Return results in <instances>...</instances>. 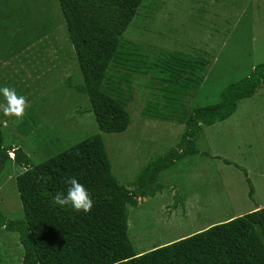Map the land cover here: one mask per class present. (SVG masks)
<instances>
[{
    "label": "rangeland",
    "instance_id": "374dc122",
    "mask_svg": "<svg viewBox=\"0 0 264 264\" xmlns=\"http://www.w3.org/2000/svg\"><path fill=\"white\" fill-rule=\"evenodd\" d=\"M10 9L8 15L6 10ZM14 9L18 10L13 12ZM142 9L125 39L140 44L151 55L183 49L193 57L207 54L208 75L186 101L190 110L217 105L229 85L264 64V0H171L166 11ZM6 15L8 22L4 26ZM144 16L148 17L141 19ZM49 20L56 24L44 28ZM24 31L35 35L28 48L31 54L2 50L1 45L6 48L10 43L18 44ZM0 32V83L4 78L14 80L8 87L25 97V111L30 105L27 98H33L30 111L32 121L36 120L31 123L33 135L26 136L18 131L25 116L5 117L0 111V118L6 122L3 145L21 147L31 163L38 166L100 134L88 98L65 86L66 79L71 78L68 74L76 72V68L67 53L72 44L67 33L65 36L58 2L3 0ZM60 51L64 52L67 69L62 61L63 67L58 69ZM23 56L25 63L20 61ZM10 62L21 64V70L11 71ZM44 82L48 89L54 87L55 94H35L34 90L44 89ZM3 103L0 95V104ZM140 113L141 107L133 104V124L143 119ZM183 130L184 126L176 121H147L136 133L129 129L124 143L112 135H103L114 174L123 185L133 187L149 163L177 148ZM196 149V156L179 160L158 179L164 185L162 191L129 208L130 227L136 229L131 236H140L137 241H142L137 243V250L145 244L149 250L153 245L176 242L210 225L264 208V86L251 98L241 100L229 119L201 129ZM22 171L12 162L0 174V212L10 220L24 217L16 184V176ZM22 259L19 235L0 227V264H22Z\"/></svg>",
    "mask_w": 264,
    "mask_h": 264
},
{
    "label": "trees",
    "instance_id": "16d2710c",
    "mask_svg": "<svg viewBox=\"0 0 264 264\" xmlns=\"http://www.w3.org/2000/svg\"><path fill=\"white\" fill-rule=\"evenodd\" d=\"M56 1L65 36L68 35L67 40L72 44L67 53L76 68V72L68 74L71 78L66 79L65 86L88 98L100 134L34 166L21 147L3 145L6 122L0 118V174L12 162L24 170L16 176L24 217L10 220L0 212V227L19 235L22 264H264V208L213 224L179 242L153 245L149 250L145 249L146 244L137 250V243L142 241H137L140 236H131L136 229L129 223V208L137 206L139 196H155L164 188L158 183L163 174L179 160L198 154L196 142L202 127L229 119L241 100L251 98L264 86V64L255 66L248 77L229 85L217 105L190 110L186 101L201 88L208 75L207 54L193 57L183 49L151 55L140 44L124 38L140 9L152 13L166 11L171 0H152L148 6L146 0ZM10 11L6 10L8 15ZM7 19L4 16V26ZM48 22L44 28L56 24ZM26 32L18 44L10 43L6 48L1 45L2 50L31 54L28 48L35 35ZM58 55V69L63 66L67 69L64 52ZM20 61L27 60L23 56ZM9 67L11 71L21 70V64L17 66L14 62ZM13 81L4 78L0 85L8 87ZM47 86L44 82V89L34 90L35 94H55L54 87ZM137 98H142V105L137 103ZM27 99L30 105L24 113L26 120L18 126V131L27 133L26 136L33 135L31 123L36 121H32L30 111L33 98ZM133 104L141 107L143 117L137 125L132 121ZM144 120L155 123L172 120L183 125L184 130L177 148L149 163L139 180L136 177L133 182L135 190H130L113 172L103 135H112L124 143L129 129L138 132L145 126ZM11 150L15 153L14 161L8 154ZM71 178L88 190L93 201L88 213L53 202L58 192H67Z\"/></svg>",
    "mask_w": 264,
    "mask_h": 264
},
{
    "label": "clouds",
    "instance_id": "9594fccd",
    "mask_svg": "<svg viewBox=\"0 0 264 264\" xmlns=\"http://www.w3.org/2000/svg\"><path fill=\"white\" fill-rule=\"evenodd\" d=\"M0 95H2L4 98V103L0 104V111H2V113L5 117L14 116V117L19 119V118H22L24 116L25 108H26V100H25V97L23 95H17L15 89L9 88V87H0ZM203 128L204 127H202V129ZM8 154H9L10 159L12 161H14L15 160L14 150L8 151ZM44 163H42V164H44ZM42 164H40V165H42ZM69 185L70 186L68 187L66 193L58 192L55 195V197L53 198V202L56 205H59L61 207L65 206V205H70L77 212L82 211L84 213H88L93 207V201L90 198L88 190L81 183H79L78 180L75 178L70 179ZM133 189L135 190V187H130V190H133ZM143 199L144 198H141L139 196L138 203L140 200L142 201ZM229 220H231V219H229ZM229 220H227V221H229ZM227 221H225V222H227ZM225 222H223V223H225ZM210 226H208V227H210ZM208 227H206L205 229H208ZM201 231H203V230H200V231L196 232L195 234L200 233ZM193 235L194 234H191L190 236H193ZM190 236H185L181 240H184ZM181 240H177L176 242H179ZM176 242L173 241V242L168 243V244H172V243H176ZM168 244H163L162 246H165Z\"/></svg>",
    "mask_w": 264,
    "mask_h": 264
}]
</instances>
